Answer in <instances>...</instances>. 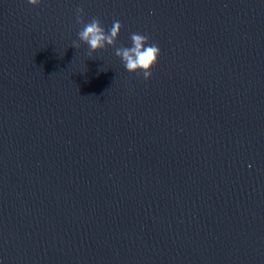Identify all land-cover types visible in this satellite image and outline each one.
Returning a JSON list of instances; mask_svg holds the SVG:
<instances>
[{"label":"water","instance_id":"water-1","mask_svg":"<svg viewBox=\"0 0 264 264\" xmlns=\"http://www.w3.org/2000/svg\"><path fill=\"white\" fill-rule=\"evenodd\" d=\"M0 264H264V0H0Z\"/></svg>","mask_w":264,"mask_h":264},{"label":"clouds","instance_id":"clouds-1","mask_svg":"<svg viewBox=\"0 0 264 264\" xmlns=\"http://www.w3.org/2000/svg\"><path fill=\"white\" fill-rule=\"evenodd\" d=\"M27 3L33 7H38L41 0H27ZM83 9H77L76 21L82 25L78 32L79 42L86 45L89 49V56L106 50L108 47L115 48V55L121 60L125 69L129 74L142 73L145 81L152 76V70L157 65L161 55L159 47L150 43L148 37L140 34H131V47L120 46L116 47V42L119 38L122 24L119 21H114L112 27L106 31L101 22L97 18L85 23L82 18ZM80 43L73 42L72 48L78 49Z\"/></svg>","mask_w":264,"mask_h":264}]
</instances>
